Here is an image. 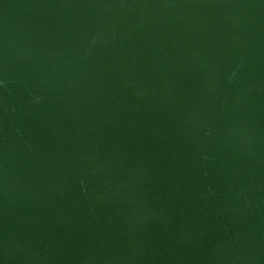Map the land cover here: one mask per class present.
Segmentation results:
<instances>
[{
    "label": "water",
    "instance_id": "obj_1",
    "mask_svg": "<svg viewBox=\"0 0 264 264\" xmlns=\"http://www.w3.org/2000/svg\"><path fill=\"white\" fill-rule=\"evenodd\" d=\"M0 264H264V0H0Z\"/></svg>",
    "mask_w": 264,
    "mask_h": 264
}]
</instances>
